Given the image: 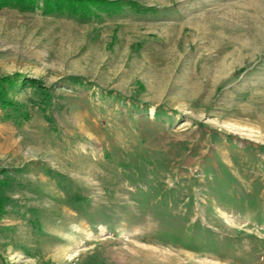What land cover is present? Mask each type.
<instances>
[{"label": "rangeland", "instance_id": "rangeland-1", "mask_svg": "<svg viewBox=\"0 0 264 264\" xmlns=\"http://www.w3.org/2000/svg\"><path fill=\"white\" fill-rule=\"evenodd\" d=\"M100 1L0 7V264H264V0Z\"/></svg>", "mask_w": 264, "mask_h": 264}, {"label": "trees", "instance_id": "trees-1", "mask_svg": "<svg viewBox=\"0 0 264 264\" xmlns=\"http://www.w3.org/2000/svg\"><path fill=\"white\" fill-rule=\"evenodd\" d=\"M40 11L50 13L57 11L58 13H66L67 15H75L77 13L82 16H88L93 8H104L106 5L109 9H116L120 5L106 3L100 0H40ZM130 7H138L136 3L128 2ZM39 5V0H0V7L20 8L22 10H35ZM107 6V7H108ZM16 80L12 77H0V107L3 109L17 110V106L8 98V92L14 86ZM33 83V82H32ZM16 106V108H15ZM28 117V115H26Z\"/></svg>", "mask_w": 264, "mask_h": 264}]
</instances>
